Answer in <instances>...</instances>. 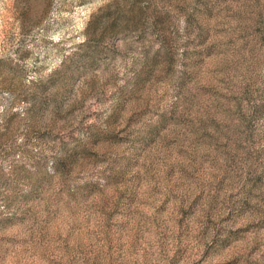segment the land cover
Listing matches in <instances>:
<instances>
[{
  "label": "rangeland",
  "instance_id": "obj_1",
  "mask_svg": "<svg viewBox=\"0 0 264 264\" xmlns=\"http://www.w3.org/2000/svg\"><path fill=\"white\" fill-rule=\"evenodd\" d=\"M0 264H264V0H0Z\"/></svg>",
  "mask_w": 264,
  "mask_h": 264
}]
</instances>
